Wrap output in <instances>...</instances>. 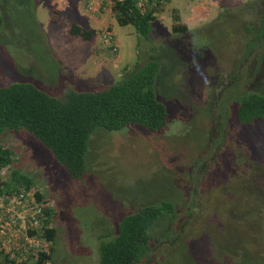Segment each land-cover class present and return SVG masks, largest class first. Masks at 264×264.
<instances>
[{
    "label": "rangeland",
    "instance_id": "obj_1",
    "mask_svg": "<svg viewBox=\"0 0 264 264\" xmlns=\"http://www.w3.org/2000/svg\"><path fill=\"white\" fill-rule=\"evenodd\" d=\"M87 2L0 0V86L29 81L62 96L155 60L167 123L157 132L95 129L79 180L28 134L0 136L13 151L0 180L12 169L27 173L52 209L56 237L45 264H99V243L119 219L161 199L174 203L176 217L152 229L147 264H264V120L236 117L243 92L264 91V0H160L149 39L117 24L110 0H94V9ZM175 14L183 34L172 32ZM74 23L94 29L92 39L71 35ZM105 30L113 54L99 39Z\"/></svg>",
    "mask_w": 264,
    "mask_h": 264
},
{
    "label": "trees",
    "instance_id": "obj_2",
    "mask_svg": "<svg viewBox=\"0 0 264 264\" xmlns=\"http://www.w3.org/2000/svg\"><path fill=\"white\" fill-rule=\"evenodd\" d=\"M110 1L117 24L132 25L142 38L149 39L155 5L160 0ZM259 14H264V11ZM53 18L55 21V14ZM178 19L175 14L172 32L183 34L188 28L185 24H179ZM249 29L246 27V31ZM69 32L90 40L95 30L83 29L74 23L69 27ZM102 33L104 31L99 34L101 42ZM258 34L264 36V24L258 26ZM102 44L107 53L113 54L111 47ZM159 69V63L150 60L135 69L124 71L120 79L112 84L80 90L68 87L62 96L49 94L29 81L0 86V136L8 132L28 134L51 152L72 180H79L86 173L88 140L95 129L111 132L134 125L157 132L165 127L167 108L155 92ZM237 102L236 117L239 123L251 125L256 120H264V91L243 92ZM12 162V149L0 143V170ZM248 181L249 194L252 195L253 183L256 181L253 178ZM20 190H33L36 199L43 202L44 218L30 234H36L50 243L49 250H38L22 263L45 264L51 260L52 243L56 237L55 229L51 226L52 209L44 205L46 201H43V195L37 190L33 178L18 169H12L6 180H0V198L12 197ZM247 211L252 212L248 208ZM173 217H176L174 203L165 199L122 216L116 223L114 234L99 243V264H147L153 254L150 246L152 229L159 220L167 221ZM231 229L236 234L241 231L240 227L237 230L228 226L229 234ZM236 238H230V242L234 243ZM172 242L178 243L177 240ZM0 258L3 264L11 262L2 249Z\"/></svg>",
    "mask_w": 264,
    "mask_h": 264
},
{
    "label": "built area",
    "instance_id": "obj_3",
    "mask_svg": "<svg viewBox=\"0 0 264 264\" xmlns=\"http://www.w3.org/2000/svg\"><path fill=\"white\" fill-rule=\"evenodd\" d=\"M87 1V0H86ZM94 0H88L87 7L92 8ZM102 42L117 51L112 33L105 30L101 34ZM44 218L43 202L38 201L33 190H20L16 194L0 198V249L11 260L9 264H25L28 257L38 250H47L46 242L30 231L36 229Z\"/></svg>",
    "mask_w": 264,
    "mask_h": 264
},
{
    "label": "crops",
    "instance_id": "obj_4",
    "mask_svg": "<svg viewBox=\"0 0 264 264\" xmlns=\"http://www.w3.org/2000/svg\"><path fill=\"white\" fill-rule=\"evenodd\" d=\"M91 9H94V8H91ZM98 9V8H97Z\"/></svg>",
    "mask_w": 264,
    "mask_h": 264
},
{
    "label": "flooded vegetation",
    "instance_id": "obj_5",
    "mask_svg": "<svg viewBox=\"0 0 264 264\" xmlns=\"http://www.w3.org/2000/svg\"><path fill=\"white\" fill-rule=\"evenodd\" d=\"M262 188V187H261Z\"/></svg>",
    "mask_w": 264,
    "mask_h": 264
}]
</instances>
